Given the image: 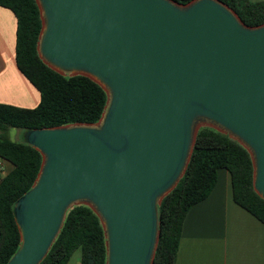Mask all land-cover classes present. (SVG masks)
<instances>
[{"label":"water","instance_id":"95a60500","mask_svg":"<svg viewBox=\"0 0 264 264\" xmlns=\"http://www.w3.org/2000/svg\"><path fill=\"white\" fill-rule=\"evenodd\" d=\"M36 51L61 75L106 93L94 123L22 130L41 155L13 205L19 245L5 264H38L66 211L88 206L105 264H153L157 206L210 127L249 153L264 198V23L249 26L220 0H35Z\"/></svg>","mask_w":264,"mask_h":264},{"label":"trees","instance_id":"16d2710c","mask_svg":"<svg viewBox=\"0 0 264 264\" xmlns=\"http://www.w3.org/2000/svg\"><path fill=\"white\" fill-rule=\"evenodd\" d=\"M220 1L246 25L264 23V1ZM0 6L9 8L16 17L15 62L40 96L32 108L0 103V156L11 165L0 182V264H5L20 242L13 217L14 202L31 187L41 162L34 147L10 139L8 130L94 123L102 115L106 93L90 78L61 75L38 57L36 43L41 20L35 0H0ZM218 168L230 172L233 200L264 224V198L253 190L248 151L227 134L201 127L184 174L157 206L159 235L153 264L175 263L184 216L191 205L209 194ZM75 251H79V264H105L102 225L83 204L66 211L58 235L38 264H67Z\"/></svg>","mask_w":264,"mask_h":264},{"label":"crops","instance_id":"0c3cea01","mask_svg":"<svg viewBox=\"0 0 264 264\" xmlns=\"http://www.w3.org/2000/svg\"><path fill=\"white\" fill-rule=\"evenodd\" d=\"M15 43L16 17L0 6V103L32 108L39 92L16 65ZM174 264H264V224L233 200L226 168L216 170L209 194L187 210Z\"/></svg>","mask_w":264,"mask_h":264},{"label":"rangeland","instance_id":"374dc122","mask_svg":"<svg viewBox=\"0 0 264 264\" xmlns=\"http://www.w3.org/2000/svg\"><path fill=\"white\" fill-rule=\"evenodd\" d=\"M8 136L10 139L12 140H17V141H20L22 140L21 138V134H22V130L21 129H18V128H10L7 132ZM79 258V251H75L71 257V261L75 260Z\"/></svg>","mask_w":264,"mask_h":264},{"label":"built area","instance_id":"2783aa9c","mask_svg":"<svg viewBox=\"0 0 264 264\" xmlns=\"http://www.w3.org/2000/svg\"><path fill=\"white\" fill-rule=\"evenodd\" d=\"M10 168L9 162L0 156V182Z\"/></svg>","mask_w":264,"mask_h":264}]
</instances>
